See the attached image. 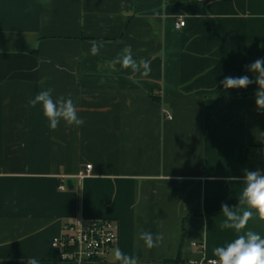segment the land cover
Returning a JSON list of instances; mask_svg holds the SVG:
<instances>
[{
	"label": "crops",
	"instance_id": "0c3cea01",
	"mask_svg": "<svg viewBox=\"0 0 264 264\" xmlns=\"http://www.w3.org/2000/svg\"><path fill=\"white\" fill-rule=\"evenodd\" d=\"M126 45L151 61L148 77L109 66ZM258 58L264 0H0V264H119L117 248L138 264H211L238 236L222 203L241 212L244 170H264L257 85L220 82L254 79L245 66ZM49 87L83 126L52 130L29 107ZM79 218L117 224L106 260L64 261L52 247ZM249 229L264 237L258 217ZM142 230L163 243L146 248Z\"/></svg>",
	"mask_w": 264,
	"mask_h": 264
},
{
	"label": "clouds",
	"instance_id": "9594fccd",
	"mask_svg": "<svg viewBox=\"0 0 264 264\" xmlns=\"http://www.w3.org/2000/svg\"><path fill=\"white\" fill-rule=\"evenodd\" d=\"M92 55L99 54L103 47L102 41H89ZM121 68L130 69L133 74H139L146 78L151 73V61L146 58L137 60L132 53L131 45H126L120 54L109 62V66L115 70V65ZM246 70L254 74V79L248 75L239 77L226 76L220 83L224 89H245L251 84L257 85L255 92V104L258 110L264 111V58H258L251 64L245 66ZM54 89L43 88L32 96L29 107L40 106L44 117L48 121V126L56 130L63 121L66 126L77 128L84 125L85 120L78 115L76 104L72 98L63 95L54 98ZM264 158V148L256 150ZM233 181H238V177H233ZM243 188L240 193L239 204L244 205L241 212L230 208L226 203L221 205V214L225 218L222 227L234 229L238 234L237 238L226 246H217L213 249V256L217 259L211 264H264V237L259 233L249 229L243 231L250 220L255 217L264 222V170H244ZM138 239L143 241L148 249L158 247L163 243L162 233L153 234L150 231L142 230ZM114 258L119 264H138V258L125 254L119 248L114 251ZM27 264H39L36 259H28ZM189 264H199L195 259L190 260Z\"/></svg>",
	"mask_w": 264,
	"mask_h": 264
},
{
	"label": "built area",
	"instance_id": "2783aa9c",
	"mask_svg": "<svg viewBox=\"0 0 264 264\" xmlns=\"http://www.w3.org/2000/svg\"><path fill=\"white\" fill-rule=\"evenodd\" d=\"M184 26L183 20L176 24L177 28ZM167 117L170 118L169 115ZM91 170V165L86 166V170L80 173V178L87 177ZM118 243V226L113 220L88 221L79 218L64 226L61 235L53 241L52 247L59 250L64 261L95 262L106 260Z\"/></svg>",
	"mask_w": 264,
	"mask_h": 264
}]
</instances>
